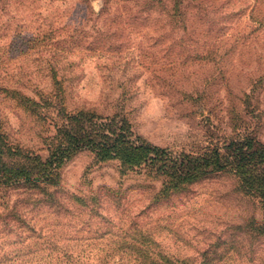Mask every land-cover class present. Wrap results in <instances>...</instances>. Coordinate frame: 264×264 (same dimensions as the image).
<instances>
[{"label":"rangeland","instance_id":"rangeland-1","mask_svg":"<svg viewBox=\"0 0 264 264\" xmlns=\"http://www.w3.org/2000/svg\"><path fill=\"white\" fill-rule=\"evenodd\" d=\"M38 36L74 50L64 55L71 62L52 68L46 49L26 53ZM11 83L44 111L28 112L6 89ZM63 102L73 112L124 115L144 140L178 153L224 152L232 141L264 146V0H0V127L46 160ZM59 173L61 186L81 197L101 186L129 191L132 211L143 201L133 187H160L146 170H126L89 149ZM151 214V239L172 256L196 264H264V202L246 193L230 170L198 180ZM114 220L101 224L119 232L128 221L121 214ZM50 222L64 234L82 228L76 219L42 215L45 228L53 229ZM60 236L59 247L77 250L119 240ZM6 245L0 260L8 258L12 244ZM48 254L21 261L48 264ZM82 264L110 263L89 257Z\"/></svg>","mask_w":264,"mask_h":264},{"label":"trees","instance_id":"trees-1","mask_svg":"<svg viewBox=\"0 0 264 264\" xmlns=\"http://www.w3.org/2000/svg\"><path fill=\"white\" fill-rule=\"evenodd\" d=\"M16 39L11 38L9 44L15 45ZM33 39L35 42L26 53L37 48L46 49V62L52 68L71 62L70 56L64 55L67 52L73 55L74 50H65L56 43H41L40 36ZM6 89L28 112L39 114L37 111H44L41 103L18 92L19 88L14 84H8ZM46 105L52 106L47 102ZM57 112L60 122L56 124V135L49 143L46 160L13 143L0 127V190L8 192V196H0V201H4L0 203V240L4 241H0V250L5 249L6 244H12V248L4 253L8 258L1 259L0 264H28L21 261L23 256L44 251L49 253L48 264H82L89 257L107 260L110 264H196L193 260L168 254L156 240L151 239L146 219L150 218L153 210L166 206L198 180L229 170L240 178L246 193L264 202V146L261 144L232 141L224 147V152L216 149L209 155L193 156L144 140L135 132L129 119L121 114L103 116L84 109L73 112L64 102L57 106ZM85 149L94 151L103 161L119 160L126 170H146L152 181L160 182V187L153 183L133 187L132 190L143 198L141 205L133 211L126 203L127 190L125 194L101 186L89 196L70 193L61 186L59 169L74 154ZM12 191L14 193L9 196ZM14 194L17 198L12 199ZM44 214L59 219H76L82 228L72 229L66 234L50 227L56 223L46 225L53 229L45 228L41 223ZM120 214L125 215L128 221L126 226L119 228V232L101 224L114 226V218ZM260 228L264 232V222ZM60 235L67 236V239L81 237L85 241L106 237L119 240L91 243L90 249L83 246L77 250L59 247L55 242ZM8 239L9 243L6 242Z\"/></svg>","mask_w":264,"mask_h":264}]
</instances>
